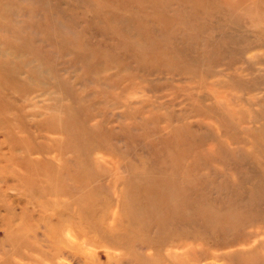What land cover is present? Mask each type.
<instances>
[{
  "label": "rangeland",
  "instance_id": "obj_1",
  "mask_svg": "<svg viewBox=\"0 0 264 264\" xmlns=\"http://www.w3.org/2000/svg\"><path fill=\"white\" fill-rule=\"evenodd\" d=\"M85 191L68 264H264V0H0V264Z\"/></svg>",
  "mask_w": 264,
  "mask_h": 264
},
{
  "label": "bare ground",
  "instance_id": "obj_2",
  "mask_svg": "<svg viewBox=\"0 0 264 264\" xmlns=\"http://www.w3.org/2000/svg\"><path fill=\"white\" fill-rule=\"evenodd\" d=\"M49 183L52 191H62L55 187L52 179L49 180ZM82 196L83 202L80 211L75 216L65 213L66 217L64 219L55 217L53 221H47L45 235L48 242L47 245L51 246L52 251L49 260H46L43 264H68L66 262L67 258L72 255L73 258L75 256L74 248L81 250L82 248H97L102 245L106 249H116L123 246V238L126 234L112 231L109 227L102 226L101 224L103 223L99 224L98 221L89 219L91 200L86 191L83 192ZM130 205L134 209L136 206L138 209L142 208L138 202L136 205ZM135 210H133L134 214ZM109 226H112V223H109ZM65 233H67V236ZM91 234L97 236L94 241L99 240L100 242H90L88 235ZM62 244H65V246Z\"/></svg>",
  "mask_w": 264,
  "mask_h": 264
}]
</instances>
